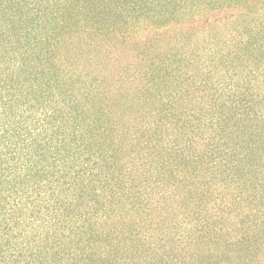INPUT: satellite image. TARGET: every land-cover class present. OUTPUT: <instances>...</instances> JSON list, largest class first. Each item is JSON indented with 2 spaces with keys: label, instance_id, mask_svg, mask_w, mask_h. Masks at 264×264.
<instances>
[{
  "label": "trees",
  "instance_id": "trees-1",
  "mask_svg": "<svg viewBox=\"0 0 264 264\" xmlns=\"http://www.w3.org/2000/svg\"><path fill=\"white\" fill-rule=\"evenodd\" d=\"M0 264H264V0H0Z\"/></svg>",
  "mask_w": 264,
  "mask_h": 264
}]
</instances>
